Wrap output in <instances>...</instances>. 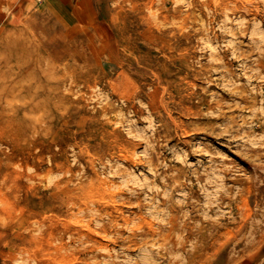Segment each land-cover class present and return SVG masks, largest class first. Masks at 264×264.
Wrapping results in <instances>:
<instances>
[{
	"label": "rangeland",
	"instance_id": "374dc122",
	"mask_svg": "<svg viewBox=\"0 0 264 264\" xmlns=\"http://www.w3.org/2000/svg\"><path fill=\"white\" fill-rule=\"evenodd\" d=\"M0 87V264H264V0H0Z\"/></svg>",
	"mask_w": 264,
	"mask_h": 264
},
{
	"label": "bare ground",
	"instance_id": "6f19581e",
	"mask_svg": "<svg viewBox=\"0 0 264 264\" xmlns=\"http://www.w3.org/2000/svg\"><path fill=\"white\" fill-rule=\"evenodd\" d=\"M25 76H26V75H25ZM22 77H23V76H22ZM31 79H32V78H31ZM32 80H34V78H33ZM35 80H36V79H35ZM38 84H39V83H38ZM41 85H42V84H41ZM39 87H40V86H39ZM0 88H2V89H0V90H3V87H0ZM35 88H36V87H35ZM28 89H29V88H28ZM39 90H40V89H39ZM36 91H37V90H36ZM36 91H35V92H36ZM3 92H4V91H3ZM13 93H14V92H13ZM19 93H20V92H19ZM14 94H15V93H14ZM29 94H30V93H29ZM3 95H5V92H4ZM25 95H26V94H25ZM30 95H31V94H30ZM32 95H33V94H32ZM10 96H11V95H10ZM12 96H13V94H12ZM21 96H24V94H23V95L21 94ZM27 96H28V95H27ZM36 96L38 97V95H36ZM3 97H4V96H2V95L0 94V102L2 101L1 99H4ZM24 97H25V96H24ZM24 97H23V99H24ZM30 97H31V96H29V98H30ZM5 98H6V99H5L6 102H7V99H10V98L7 97V95H5ZM16 98H17V97H16ZM26 98H27V97H26ZM34 98H35V97H34ZM38 99H39V98H38ZM17 100H19V99L17 98L15 101H17ZM26 100H27V99H26ZM28 100H29V99H28ZM42 100H43V99H41V102H42ZM19 101H21V99H20ZM36 101H37V100H36ZM36 101H35V102H36ZM201 101H202V100H201ZM22 102H24V101L22 100ZM26 102H27V101H26ZM36 103H37V102H36ZM10 104H12V102H11ZM14 104H15V102H14ZM26 104H27V103H26ZM26 104H25V105H26ZM33 104H34V103H33ZM37 104H38V103H37ZM37 104H36V105H37ZM2 105H3V104H2ZM2 105H0V113H1V114H4V113H6L7 109H5ZM4 105H5V104H4ZM28 105H29V104H28ZM36 105H35V106H36ZM37 106H38V105H37ZM6 107H7V105H6ZM33 108H34V107H33ZM29 110H31V109L29 108ZM29 112H30V111H29ZM30 113H33V112H30ZM33 114H34V113H33ZM33 114H32V115H33ZM166 123H167V122H166ZM3 127H4V126H3ZM1 132H2V131H1ZM162 132H163V131H162ZM165 132H166V131H165ZM166 134H167V133H166ZM165 136H166V135H165ZM3 137L5 138V134H4ZM1 138H2V137H1ZM104 143H105V142H104ZM260 153H261V152H260ZM250 154H251V153H250ZM260 157H261V156H260ZM133 158H134V157H133ZM258 158H259V157H258ZM177 177H178V176H177ZM178 178H179V177H178ZM174 179H175V178H174ZM173 181H174V180H173ZM177 181H179V180H177ZM213 181H214V180H213ZM110 183H111V182H110ZM176 184H177V182H176ZM176 184H175V185H176ZM111 185H112V184H111ZM176 186H177V185H176ZM114 187H115V186H114ZM96 188H97V187H96ZM98 189H99V188H98ZM112 189H113V188H112ZM100 190H101V189H100ZM105 190H106V189H105ZM102 191L104 192L103 189H102ZM106 191H107V190H106ZM108 191H109V190H108ZM103 192H102V193H103ZM227 192H228V191H227ZM235 192H236V191H235ZM109 193H111V192L109 191ZM234 194H235V193H234ZM117 195L120 196V194L116 193V190H115V193H114V192L111 193V196H112L114 199H115V197H116ZM105 196H106V195H100V196H99V199H101V198H105ZM120 198H121V197H120ZM103 201H104V200H103ZM99 202H100V201H99ZM95 204H96V203H95ZM120 204H121V203H120ZM172 204H174V203H172ZM245 205H246V204H245ZM180 206H181V205H180ZM242 206H243V205H242ZM119 207H120V206H119ZM181 208H182V207H181ZM119 209H120V208H119ZM175 209H176V208H175ZM242 209H243V208H242ZM105 210H106V209H105ZM86 211H87V210H86ZM122 211H123V210H122ZM89 212H90V209H89ZM106 212H107V211H105V213H106ZM119 212H121V211H119ZM119 212H118V213H119ZM92 213H93V212H92ZM106 214H107V213H106ZM119 214H121V213H119ZM167 214H168V212H167ZM248 214H249V213H248ZM79 215H80V214H79ZM88 215H89V214H88ZM92 215H93V214H91V216H92ZM115 216H117V215H115ZM141 216H142V215H141ZM171 216H172V215H171ZM89 218H90V217H89ZM164 218H165V217H164ZM90 219H91V218H90ZM115 220H116V219H115ZM128 220H129V219H128ZM105 221H106V219H105ZM110 221H111V220H110ZM126 221H127V220H126ZM184 221H185V220H184ZM128 222H129V221H128ZM161 222H164V221H161ZM93 223H94V222H93ZM113 223H114V221H113ZM177 223H178V222H177ZM129 224H130V223H129ZM183 224H184V223H183ZM99 225H102V224L100 223ZM82 226H83V225H82ZM118 226H119V225H118ZM128 227H129V226H128ZM211 227H212V226H211ZM73 228H75V227H73ZM118 228H119V227H118ZM209 228H210V227H209ZM74 230H75V229H74ZM93 230H94V229H93ZM110 230H111V229H110ZM76 231H77V230H76ZM208 231H209V230H208ZM90 232H91V231H90ZM45 233H46V230H45ZM92 233H93V232H92ZM199 233H200V232H199ZM87 234H88V233H87ZM82 235H83V236H86V235L83 234V233H82ZM92 236H93V235H92ZM167 238H168V237H167ZM26 239H27V238H26ZM84 239H85V238H84ZM180 239H181V238H180ZM30 240H31V239H30ZM30 240H28V241H30ZM94 240H95V239H94ZM178 240H179V239H178ZM75 241H76V240H75ZM79 241H80V240H79ZM92 242H93V241H92ZM97 242H98V241H97ZM182 242H183V241H182ZM199 242H200V241H199ZM199 242H198V241L196 242L197 245H200ZM207 242H208V241H207ZM84 243H85V242H84ZM100 243H101V242H100ZM162 243H163V242H162ZM174 243H176V241H174ZM98 244H99V243H98ZM166 244H167V243H166ZM184 244H185V242H184ZM69 245H70V244H69ZM89 245H90V244H89ZM202 245H203V244H202ZM93 246H95V245H93ZM97 246H98V245H97ZM97 246H96V247H97ZM178 246H179V245H178ZM182 246H183V245H182ZM182 246H181V247H182ZM59 247H60V246H59ZM203 247H204V246H203ZM206 247H207V246H206ZM206 247H205V248H206ZM165 248H166V247H165ZM168 248H169V247H168ZM176 248H178V247H176ZM60 249H61V248H60ZM91 250H92V249H91ZM175 250H176V249H175ZM69 251H70V250H69ZM167 251H168V250H167ZM65 252H66V251H65ZM79 252H80V251H79ZM165 252H166V251H165ZM82 253H83V252H82ZM167 253H170V252H167ZM109 254H110V253H109ZM89 255H90V254H89ZM102 255H103V254H102ZM90 256H91V255H90ZM94 257H95V256H94ZM129 262H130V261H129Z\"/></svg>",
	"mask_w": 264,
	"mask_h": 264
}]
</instances>
